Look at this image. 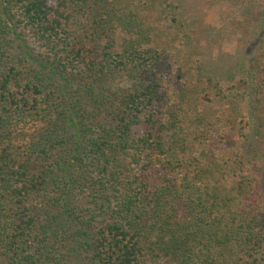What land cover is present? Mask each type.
<instances>
[{"label":"trees","instance_id":"trees-1","mask_svg":"<svg viewBox=\"0 0 264 264\" xmlns=\"http://www.w3.org/2000/svg\"><path fill=\"white\" fill-rule=\"evenodd\" d=\"M136 1L0 0V264H264L263 155L245 138L235 166L212 142L180 159L185 93L220 77L189 44L174 69L171 24L129 29L123 11L156 2ZM253 21L264 131V7Z\"/></svg>","mask_w":264,"mask_h":264},{"label":"rangeland","instance_id":"rangeland-1","mask_svg":"<svg viewBox=\"0 0 264 264\" xmlns=\"http://www.w3.org/2000/svg\"><path fill=\"white\" fill-rule=\"evenodd\" d=\"M263 7L264 0H156L151 10L139 9L137 4H133L131 12L128 9L123 11L132 24L129 29L136 28L138 33L145 31L147 34L162 22L171 24L175 32L182 35L183 39L164 48L167 55L171 54L169 59L174 69L181 64L177 58L178 53L186 54L189 44L191 49L196 48L194 60H198V63L206 60L205 65H198L200 70L203 69L210 78L220 77L219 80L212 78L209 84L199 78L204 86L198 92L185 93V97L189 94L193 97V100L183 102L181 113L184 120L183 133L190 146L180 147V159L187 161L186 157L190 152L197 156L206 144L212 142L216 149V158L221 162L231 160L235 166L234 163L239 160V154L242 152L238 146L247 138V143L258 148V153L263 155L256 171L261 174H254V179L258 181L264 178V131L262 119L257 118L259 107L251 93L260 85L261 77L258 75V68L251 73L252 48L247 46L252 42L245 40L252 38L249 27L254 23V19L258 20V14ZM159 10L161 18L156 16ZM113 30L117 43L133 35V30L129 31L127 27L114 26ZM164 38L166 41L172 39L168 34H165ZM196 42L197 45L194 44ZM160 67L168 77L167 66L161 64ZM173 79L174 77L171 81ZM239 81L243 83L242 91L237 88ZM217 91L223 94V99L216 97L212 102L202 100L205 93L214 95ZM176 94L177 91L170 90L172 102L175 101ZM180 101L182 102V99ZM233 132H242L245 136L239 138L233 154H229L222 150L225 147L222 141L224 135ZM203 157L208 160L207 156ZM226 179L229 181L231 176ZM230 194L235 196L232 187Z\"/></svg>","mask_w":264,"mask_h":264}]
</instances>
